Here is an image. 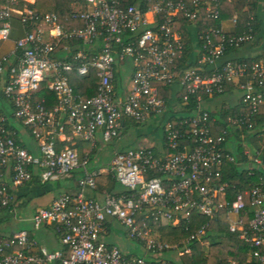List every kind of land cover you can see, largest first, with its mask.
Here are the masks:
<instances>
[{
	"label": "built area",
	"instance_id": "built-area-1",
	"mask_svg": "<svg viewBox=\"0 0 264 264\" xmlns=\"http://www.w3.org/2000/svg\"><path fill=\"white\" fill-rule=\"evenodd\" d=\"M71 1L74 10L65 20L80 21L81 28L67 31L56 14L23 9L20 20L27 30L15 43L17 65L6 68V60L0 62V207L18 223L27 222L17 220L16 195L34 178L45 185L80 171L79 193L58 196L29 220L33 230L54 226L63 249L49 252L20 229L0 237V264H174L158 257L176 247L153 240L147 227L166 221L181 229L194 215L219 220L251 249L249 262L264 264V178L244 191H234L222 180L223 167L236 163L224 148L230 135L246 132L262 141L255 163L264 152V129L256 121L264 110V54L257 60L224 59L227 51L253 40L254 14L248 13L240 34L213 27L201 31L198 64L183 70L185 44L175 24L178 19L200 22L197 9L188 10L183 0H141L146 11L124 0ZM221 1L210 0L204 17L219 20ZM190 3L200 6L199 0ZM16 4L6 0L0 9V42L9 39ZM70 41L89 47L99 42V49L54 60L53 53ZM123 61L132 62L135 71L128 94L117 98L115 68ZM74 78L95 79L94 95L84 99ZM175 86L180 88L177 103L186 106L193 99L195 104L191 115L181 114L172 122L163 119L167 104L160 87ZM230 86L240 94V108L217 130L202 101L224 96ZM41 93L47 98H39ZM155 117L163 122V153L141 146L114 152L110 173L124 192L105 194L102 203L85 198V191L96 189L99 173L89 170V156L77 154V143H89L90 152L98 132L110 143L125 121L145 125ZM108 222H118L128 240L143 245L145 255H125L102 243L99 235ZM206 228L176 250L178 258L190 254L186 244L203 237Z\"/></svg>",
	"mask_w": 264,
	"mask_h": 264
},
{
	"label": "crops",
	"instance_id": "crops-1",
	"mask_svg": "<svg viewBox=\"0 0 264 264\" xmlns=\"http://www.w3.org/2000/svg\"><path fill=\"white\" fill-rule=\"evenodd\" d=\"M24 2L28 5H34L36 0H17V3ZM188 5V10L195 11L197 9L198 13L200 14V22L195 24H190L185 21L184 25H181L183 22L177 21L175 24V31L181 38L182 42L188 46V50L186 51V54L184 59L185 62L181 65V68L183 69H189L192 68V66H197L198 60L200 59V47L201 43L198 40V35L201 31H204L208 27L213 28H220L222 29L226 34L232 35V34H240L241 32L246 30V20L248 13H253L255 17V21L253 24V40L249 43L244 44L241 48L237 49L233 52V55L230 57L232 60L236 59H244V60H257L260 58L262 54H264V0H240L242 9H239L238 6H240L237 2V5L232 2V0H222L220 2L219 7V13L220 18L217 21L209 20L204 17V12L207 8L211 7L210 0H199L200 6L194 7L191 5V0H183ZM6 0H0V9H3L5 7ZM18 4H16L13 7V17L10 21L11 30L9 39L7 41L0 42V62H3L6 60L5 67L9 68L15 67L17 65V60L20 56V51L16 50L15 43L17 40L24 37V34L26 32V27L21 22V15L19 11L23 9H30L28 6L22 7V9H18ZM76 7V6H75ZM81 7L79 8V10ZM239 9V10H238ZM32 10V9H31ZM53 13V12H50ZM55 14V13H54ZM60 21L61 25H63L64 29L67 31L79 29L82 27V23L80 21H66L65 18L69 15L59 16L56 14ZM181 20V19H178ZM236 20V21H235ZM235 21V24L233 23ZM256 25V29L258 31L254 34V27ZM79 43V42H78ZM77 42H65L62 44V46L59 47L54 53L52 58L54 60H72L71 58L74 57L78 52L80 51H88L91 54H94L99 49V42H95L92 47L84 46L81 43L78 44ZM95 50V51H94ZM188 52V53H187ZM227 56H224V59ZM183 59V60H184ZM224 59H221L222 61ZM115 79H114V86L117 94V98H124L131 86V79L132 75L135 71V65L130 61H123L118 62L116 64L115 68ZM7 74V70H6ZM73 86L77 89V92L81 94L84 98L91 97L94 95L95 90L93 86H89L84 81H81L78 78L73 79ZM180 88L179 86L173 87V93H167L166 97L167 100H169V103L167 105L166 113L164 118H169L172 115L175 116L179 115L181 109L179 104L175 101V97L179 94ZM240 94L236 88L231 86L226 94L224 96L218 97V98H203L202 106L204 110L208 111L212 115H217V113H224L226 111H236L239 110V98ZM39 98H47V95L45 93H41ZM229 116V115H227ZM226 116V117H227ZM224 117V119L226 118ZM178 118V117H177ZM261 124H258V128L264 129V110L261 111L260 117ZM222 119V123L224 121ZM215 123L216 118L214 117ZM161 118H153L145 125H138L134 126L133 123L130 121H125L123 124V129L120 131V134L117 139L113 140L110 143H104L100 132L96 134V146L93 151H96L97 145L100 146V149H98L97 153L100 154V157H98L95 161L94 166H90V171L98 172V176L96 179V189L95 190H87L84 192V196L87 199H92L94 201L102 203L104 200L105 194H111V195H119L124 192V189L118 184V182L114 179L113 175L110 173V163L113 157L114 152L116 151H124L130 146L136 145L139 142V138H144L150 136L153 140V142H156L160 148L159 152L163 153V147H162V133L160 127L162 126ZM132 132V133H130ZM134 134L133 138H130L129 135ZM242 140H246L248 144H250L249 148H242V154L243 157H245L246 161L240 163L239 165L245 166L244 169H241L240 171L245 170H255V169H261L264 166L263 158H264V152L260 156V163H255V151H260L262 147V141L255 138L252 134L249 133H233L228 138V143L225 145L226 149L229 150L231 154H234V151L236 150V147L241 145ZM142 139L141 143L142 144ZM80 142L77 143V151L79 150ZM227 145L229 147L227 148ZM109 150L107 153L105 150ZM89 152V153H90ZM89 156L88 152L83 151L82 156ZM247 166V168H246ZM238 167V166H237ZM81 178L80 171H76L71 179L60 181V185L57 187L58 193L55 192V190L48 192L43 197L31 199L30 201H27L31 198V195L29 194L26 198H23L19 203L16 205V211L19 210L20 213H22L23 220H27V222L21 223L17 222L13 217L12 223H7V221L4 223H0V236H10L15 231L20 229H25L30 232V236L36 241L39 247H44L49 252H56L61 249H63V246L61 244V236L57 232L54 226H46L44 228H41L39 230H33L31 228L30 219L35 213V211L39 208H46L49 207L52 201L57 198L60 195H69L74 196L77 193H79V188L77 185L78 180ZM55 186V185H54ZM56 187V186H55ZM51 189V188H49ZM245 188L243 189V191ZM33 205V208L31 209V212L27 215L25 213V210L28 206ZM9 221V220H8ZM9 224V225H8ZM176 228L175 226L169 224L168 222L164 221L160 224L154 225L153 228ZM151 228V238L157 242H160L162 244L176 247V250H179V244L170 245L165 242H161L159 239H156L152 236V230ZM180 229V228H176ZM99 240L102 243H105L109 246L117 247L123 254L125 255H131L136 257H143L145 255L144 247L141 243L136 241L128 240L126 237V234L124 232L123 227L120 226L118 222H108L103 227L102 232L99 235ZM186 242H183L182 244H185ZM203 251L207 252L210 247V242L204 241L202 243ZM176 250H173L171 252H164L162 253L158 258L160 259H166L169 261H174L175 263L179 262V258L177 257ZM181 250V249H180ZM150 256V255H149ZM151 257V256H150ZM169 257V258H168Z\"/></svg>",
	"mask_w": 264,
	"mask_h": 264
},
{
	"label": "trees",
	"instance_id": "trees-1",
	"mask_svg": "<svg viewBox=\"0 0 264 264\" xmlns=\"http://www.w3.org/2000/svg\"><path fill=\"white\" fill-rule=\"evenodd\" d=\"M235 5H237V2L240 3V0H232ZM125 5H133L137 4L142 11H146L147 9V3L141 1V0H124ZM239 9H242L241 3L239 4ZM28 6L30 9H32L34 12L38 13L39 15H44L50 12H53L55 14H58L59 16H64L70 14L72 10H74V5L71 0H36L34 5H28L24 2H20L18 4V9H22V7ZM238 9V10H239ZM181 21L182 20H177ZM184 25V22L181 24ZM256 25L254 27V34L255 31L257 32L258 29H256ZM75 41H70L69 43H72ZM78 43V42H77ZM79 44V43H78ZM188 50V46L185 45V55L186 51ZM233 50H229L226 52L225 56H227V59H230V57L233 55ZM188 53V52H187ZM72 59V58H71ZM185 62V59L182 61ZM194 67V66H192ZM183 69V68H182ZM185 70V69H183ZM84 81V80H81ZM89 86L94 87L95 79L91 78L84 81ZM231 87V86H230ZM228 87L227 90L230 88ZM160 93L161 97L165 100L166 104L168 105L169 100H167V93H173V88L171 87H160ZM84 98V97H83ZM84 99H87L85 97ZM179 102V101H178ZM180 106V115H191L193 113L194 108V100L190 99L189 104L184 106L181 104V102L178 103ZM263 111V110H262ZM236 111L232 110L226 111L224 113H217V115L210 114L211 118L214 119V117L217 119L216 123H214V127L218 130L224 127V124L222 123V119L226 117L227 115H235ZM261 114V113H260ZM260 115L257 116V123L261 124V119L259 118ZM178 118H174L173 120H170L172 122H177ZM132 123V122H131ZM134 124V123H133ZM134 126H138L137 124H134ZM226 148V146H224ZM228 148V145H227ZM155 151V150H153ZM235 158L236 163L235 164H226L223 167L222 171V180L223 182L227 183L230 187L234 186V191H242L244 188L245 190L250 189L253 185L258 183L259 178H264V166L261 169H255L252 171L245 170L240 171L238 169V165L244 161H246L245 157H243L241 145L236 147V150L234 151V154H232ZM157 156V155H156ZM264 159V158H263ZM264 163V160H263ZM251 173V175H250ZM60 182V181H58ZM51 188V189H49ZM56 189L54 185L51 184H45L41 185L39 181L34 178V180L24 187L23 189H19V192L16 195V205L21 201L23 198H26L29 194L31 195V198L27 201H30L31 199H36L43 197L48 192ZM246 206H249L248 204V198H245ZM21 206L22 204L19 203ZM18 207V205H17ZM47 208V207H46ZM11 215L7 210H4L0 207V223H12ZM9 220V221H8ZM9 225V224H8ZM207 225V228L205 230V235L197 240L188 242L186 244V247H188L192 254L190 256H183L179 258V262L174 264H229L230 261L235 262L236 264H258L257 260L251 259L249 262V254L251 252V249L247 246H245L241 241H239L236 237V235L229 234L227 231V228L224 224H222L219 220H212L210 221L208 218L200 217L194 215L191 219L189 224H185L183 228L176 229V228H153L154 226H151L153 228L152 230V236L156 239H159L161 242L168 243L170 245L179 244L180 249H184L183 242H187V239L191 235H193L199 228L202 226ZM1 237V236H0ZM210 242V247L208 249L209 254H204L202 248V243L204 241ZM210 249H215L214 252H210ZM207 251V252H208ZM260 253H264V249L260 250Z\"/></svg>",
	"mask_w": 264,
	"mask_h": 264
},
{
	"label": "rangeland",
	"instance_id": "rangeland-1",
	"mask_svg": "<svg viewBox=\"0 0 264 264\" xmlns=\"http://www.w3.org/2000/svg\"><path fill=\"white\" fill-rule=\"evenodd\" d=\"M177 114V113H176ZM175 114V116L174 115H172L171 117H169V119H171V120H173L175 117H180V114L179 115H176ZM163 119H165L164 117H163ZM166 119H168V118H166ZM130 133H132V132H130ZM129 137L130 138H133L134 137V134H130L129 135ZM141 139H142V144H140L141 145V147H143V148H151V149H153V150H155V151H159V148L161 147L160 146V144H159V146H158V144L156 143V142H153L152 140V138L150 137V136H148L147 138L146 137H142V138H139V142L136 144V145H134V147H133V145L132 146H130V148H136V147H139V143H141ZM29 140V139H28ZM105 143V142H104ZM79 150L77 151V154L80 156V157H82V154H83V151H87L88 152V155H89V159H90V166L92 165V166H94L95 165V160L98 158V157H100V154L99 153H97V151H98V149H100V146H101V144H100V146H98L97 145V147H96V151H94V152H90L89 153V143H86V142H81L79 145ZM228 147H229V145H228ZM241 147L242 148H249L250 147V144H248L247 142H246V140H242V143H241ZM130 148H128V149H130ZM101 150V149H100ZM103 150H105V148L103 149ZM127 150V149H126ZM107 153L109 152V150H105ZM99 159V158H98ZM90 166H89V168H90ZM244 167L245 166H241V165H238V169L239 170H241V169H244ZM246 168H247V166H246ZM52 185H55L56 186V189H55V192H57L58 193V185H60V183L59 182H53L52 183ZM33 208V205H30V206H28L27 208H26V210H25V213H27V215L29 214V212H31V209ZM22 213H20V211L19 210H17L16 211V217H17V220H20L21 218H22V215H21ZM124 229V228H123ZM148 229H150L151 230V228L150 227H147V230ZM124 232H125V230H124ZM215 250V249H214ZM214 250L213 249H210V252H214ZM204 252V254H209V251L208 252H205V251H203ZM192 254V252L190 251V254H188V255H182V257L183 256H190ZM169 258V257H168Z\"/></svg>",
	"mask_w": 264,
	"mask_h": 264
}]
</instances>
